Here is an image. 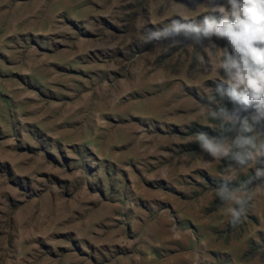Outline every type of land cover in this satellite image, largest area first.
<instances>
[{"label": "rangeland", "instance_id": "rangeland-1", "mask_svg": "<svg viewBox=\"0 0 264 264\" xmlns=\"http://www.w3.org/2000/svg\"><path fill=\"white\" fill-rule=\"evenodd\" d=\"M194 3L0 0V264H264V187L233 228L195 141L219 74L142 42Z\"/></svg>", "mask_w": 264, "mask_h": 264}, {"label": "clouds", "instance_id": "clouds-1", "mask_svg": "<svg viewBox=\"0 0 264 264\" xmlns=\"http://www.w3.org/2000/svg\"><path fill=\"white\" fill-rule=\"evenodd\" d=\"M194 6L203 11L171 17L166 26L149 30L142 42L183 35L189 43L172 39L167 46L199 49L198 64L219 74L211 92L201 98L203 115L219 135L200 131L195 141L213 161H226L215 195L235 228L244 222L254 198L250 185L264 187V0H195ZM209 51L214 62L205 59ZM248 170V179L230 187Z\"/></svg>", "mask_w": 264, "mask_h": 264}]
</instances>
